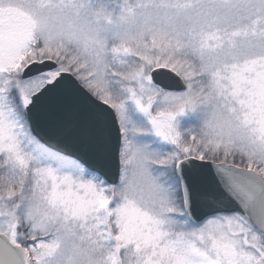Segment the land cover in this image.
Returning <instances> with one entry per match:
<instances>
[{
    "label": "snow or ice",
    "instance_id": "6c2138e0",
    "mask_svg": "<svg viewBox=\"0 0 264 264\" xmlns=\"http://www.w3.org/2000/svg\"><path fill=\"white\" fill-rule=\"evenodd\" d=\"M0 264H264V0H0Z\"/></svg>",
    "mask_w": 264,
    "mask_h": 264
}]
</instances>
